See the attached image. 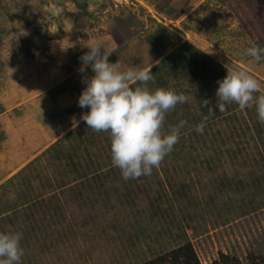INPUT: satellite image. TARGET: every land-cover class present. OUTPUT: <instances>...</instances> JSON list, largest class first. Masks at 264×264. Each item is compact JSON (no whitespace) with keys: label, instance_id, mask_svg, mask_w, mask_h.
<instances>
[{"label":"rangeland","instance_id":"374dc122","mask_svg":"<svg viewBox=\"0 0 264 264\" xmlns=\"http://www.w3.org/2000/svg\"><path fill=\"white\" fill-rule=\"evenodd\" d=\"M90 42L187 97L165 116L164 131L185 124L150 175L124 180L109 133L80 119ZM252 43L264 47V0H0V231L23 233L21 264H142L189 242L201 264H264V123L254 104L219 111L214 74L207 86L184 61L196 48L264 91Z\"/></svg>","mask_w":264,"mask_h":264},{"label":"clouds","instance_id":"9594fccd","mask_svg":"<svg viewBox=\"0 0 264 264\" xmlns=\"http://www.w3.org/2000/svg\"><path fill=\"white\" fill-rule=\"evenodd\" d=\"M88 51L79 59V71L90 67L92 75L82 77L85 87L78 97V105L88 110L80 119L88 128L106 131L110 136L111 160L120 169L122 178L150 175L154 167L177 144L180 129L185 122L162 130L166 114L177 104L186 102L183 93L168 88L152 89L148 82L154 79L147 67L132 66L121 70L117 62L98 42L85 45ZM247 55L256 61L264 59V47L252 43ZM226 75L217 81L216 103L223 112L227 104L235 103L241 110L255 105L258 119L264 123V91L261 82L246 68H232L228 64ZM206 102H209L206 100ZM207 117L196 125L203 133ZM23 233L14 229L0 231V264H21L24 248Z\"/></svg>","mask_w":264,"mask_h":264},{"label":"trees","instance_id":"16d2710c","mask_svg":"<svg viewBox=\"0 0 264 264\" xmlns=\"http://www.w3.org/2000/svg\"><path fill=\"white\" fill-rule=\"evenodd\" d=\"M199 52L200 51H198L196 48H191V51H187L185 58H184L185 65L189 66L191 70L193 71L196 69H201L203 72L202 75L207 79V86H210L209 83L212 82L210 77H212L213 74H214L212 77L213 81L217 83L219 78L221 79L223 78V75L221 73L220 74L214 73L213 68L210 66L208 61L202 60L200 58L201 54ZM216 87H218V85H216ZM215 93H216L215 89L212 92L209 90V93H208L210 97L209 98L210 102H213V104H214L213 96H215ZM213 104L212 106H214ZM209 111H210V108H209ZM260 129L261 127L258 129V133H260L262 136ZM217 262L218 261H215V264ZM229 263L228 261L226 262V264H229ZM142 264H201V263L197 257V254H196V251L193 245L189 242V243L180 245L164 254L158 255L157 257L151 258ZM231 264H240V262L239 261L235 263L231 262Z\"/></svg>","mask_w":264,"mask_h":264}]
</instances>
